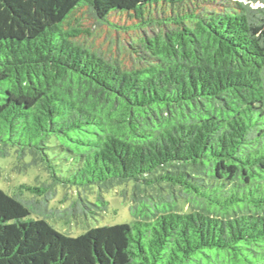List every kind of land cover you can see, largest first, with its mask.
Wrapping results in <instances>:
<instances>
[{"label": "trees", "instance_id": "obj_1", "mask_svg": "<svg viewBox=\"0 0 264 264\" xmlns=\"http://www.w3.org/2000/svg\"><path fill=\"white\" fill-rule=\"evenodd\" d=\"M84 9L168 30L124 69L75 41ZM7 163L0 264H264V0H0ZM110 192L130 223L51 225Z\"/></svg>", "mask_w": 264, "mask_h": 264}, {"label": "rangeland", "instance_id": "obj_2", "mask_svg": "<svg viewBox=\"0 0 264 264\" xmlns=\"http://www.w3.org/2000/svg\"><path fill=\"white\" fill-rule=\"evenodd\" d=\"M259 4L254 7H259ZM203 8L211 11H221L222 7L218 4H205ZM161 17L159 14L157 18ZM76 19L82 32L75 39L79 44L92 50L103 58L116 61L122 68L131 69L139 66L141 59L147 60V54L141 47V40L152 37L160 32V29L165 31L168 28L154 25L152 27H137L139 21L128 18L127 16L115 17L112 19L118 26L123 29H112L107 26H99L87 13V11L80 10L76 14ZM17 172L10 166L5 164L3 176L0 179L1 186L8 189L17 183H25L24 176H19L17 179ZM17 179V180H16ZM123 188L118 189V192ZM109 206L104 213H99L93 208L91 212H87L86 218H79L72 221L70 224L63 222H51V225L60 233L69 234L76 237L84 233L88 228L104 227L130 223L131 217L129 215V202L116 194L110 192L106 195Z\"/></svg>", "mask_w": 264, "mask_h": 264}]
</instances>
